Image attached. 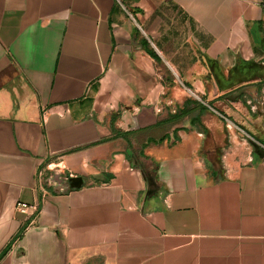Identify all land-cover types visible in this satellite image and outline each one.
Listing matches in <instances>:
<instances>
[{"label":"crops","instance_id":"obj_1","mask_svg":"<svg viewBox=\"0 0 264 264\" xmlns=\"http://www.w3.org/2000/svg\"><path fill=\"white\" fill-rule=\"evenodd\" d=\"M263 91L264 0H0V264H264Z\"/></svg>","mask_w":264,"mask_h":264},{"label":"built area","instance_id":"obj_2","mask_svg":"<svg viewBox=\"0 0 264 264\" xmlns=\"http://www.w3.org/2000/svg\"><path fill=\"white\" fill-rule=\"evenodd\" d=\"M262 103L264 105V91L262 94ZM247 104L250 106L251 110H255V107L253 106V104L251 102H247ZM60 165H47L45 167V169H42L40 171L37 172V179H38V183H39V190L43 195L48 194L47 189L43 186L44 183L48 184L49 186H53V187H58V189H60V191L64 192L65 188H66V183L63 181L62 177L58 176L59 174L64 175L65 173H62L60 171ZM54 172H56V174H54ZM48 173V174H47ZM47 174V175H46ZM46 179V180H45ZM18 208L19 211L21 213H26L28 210H31L34 213H37L39 210L38 204L35 203L33 205H26V204H18Z\"/></svg>","mask_w":264,"mask_h":264},{"label":"water","instance_id":"obj_3","mask_svg":"<svg viewBox=\"0 0 264 264\" xmlns=\"http://www.w3.org/2000/svg\"><path fill=\"white\" fill-rule=\"evenodd\" d=\"M56 174V172H54ZM58 176L62 177L63 181L68 184L65 190H72L78 188L82 185V180L79 177H71L69 173H65L64 175L59 174ZM96 180H99L98 176L94 177ZM55 191V190H54ZM57 192V191H56Z\"/></svg>","mask_w":264,"mask_h":264},{"label":"trees","instance_id":"obj_4","mask_svg":"<svg viewBox=\"0 0 264 264\" xmlns=\"http://www.w3.org/2000/svg\"><path fill=\"white\" fill-rule=\"evenodd\" d=\"M151 55H152V57L157 61L158 59L156 58V56L153 54V53H151Z\"/></svg>","mask_w":264,"mask_h":264},{"label":"rangeland","instance_id":"obj_5","mask_svg":"<svg viewBox=\"0 0 264 264\" xmlns=\"http://www.w3.org/2000/svg\"><path fill=\"white\" fill-rule=\"evenodd\" d=\"M60 167H62V166H60Z\"/></svg>","mask_w":264,"mask_h":264}]
</instances>
